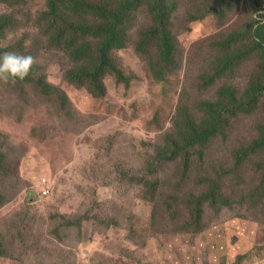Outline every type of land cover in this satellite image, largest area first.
<instances>
[{
	"label": "trees",
	"instance_id": "16d2710c",
	"mask_svg": "<svg viewBox=\"0 0 264 264\" xmlns=\"http://www.w3.org/2000/svg\"><path fill=\"white\" fill-rule=\"evenodd\" d=\"M184 6L191 21L211 15L224 19L241 6L245 10L234 27L211 35L202 44L204 56L199 72L180 90L171 128L161 127L156 141L132 139L118 143L116 136H110V141L99 144L112 157L105 170L106 182L138 189L139 195L153 204L147 227L136 220L137 214H126L132 234L140 232L133 240L142 243L148 242V232L158 229L175 233L202 231L207 207L220 210L236 203L223 188L225 180L241 203L264 198V118L257 135L249 143L234 147L222 167L212 170L206 163L212 143L230 138L238 116L250 115L259 108L264 113V0H250V4H240V0H44L37 11L28 8V0H0V56L16 52L36 59L25 79L0 81V101L5 92L29 95L33 106H43L48 115L44 131L63 132L75 130L72 127L79 123L81 113L66 90L49 79V64H59L66 82L100 98L107 93V75L118 83L131 84L133 76L124 70L118 51L134 47L146 61L151 78L165 83L180 67L179 36L173 23ZM143 14L147 16L145 21H141ZM8 33H13L11 38ZM39 45L41 50L37 51ZM250 65L254 70L243 84L240 76ZM235 74L242 84L231 81ZM8 88L12 89L5 91ZM155 122H159L158 117L151 124ZM32 133H37V127ZM10 139L11 134L0 128V207L7 200L6 189L15 185L6 149ZM166 165L175 169L171 178L165 177ZM242 166L251 167V182L242 181L240 175L238 182L232 178V172ZM115 216L107 203L95 199L69 216L56 209L50 214L57 229L73 228L78 232L87 218L100 228H108L119 223ZM13 224L22 232L16 240L20 257L32 256L33 250V256L37 255V232L32 231L35 227L26 231L17 219ZM15 250L6 253L0 242V256H12Z\"/></svg>",
	"mask_w": 264,
	"mask_h": 264
},
{
	"label": "rangeland",
	"instance_id": "374dc122",
	"mask_svg": "<svg viewBox=\"0 0 264 264\" xmlns=\"http://www.w3.org/2000/svg\"><path fill=\"white\" fill-rule=\"evenodd\" d=\"M242 2L250 4V0ZM43 4L44 0H28L32 11L40 10ZM244 10L241 6L224 19L211 15L205 20L191 21L184 6L173 23L179 36L180 67L165 83L151 78L146 61L134 47L118 51L124 70L133 76L131 84L118 83L107 75V93L100 98L66 82L60 65L49 64V79L66 90L81 113L79 123L72 127L74 131H44V125L49 123L44 107L33 106L29 95L5 92L12 88L4 91L0 128L11 134L6 149L15 172V185L6 189L7 200L0 207V242L6 253L16 250L12 256L1 255L0 264H264V198L241 203L227 180L223 188L236 203L220 210L207 207L202 231L175 233L158 229L148 232L147 243L134 241L140 232L132 234L127 212L137 214L136 220L147 227L153 204L143 199L138 189L106 182L105 170L112 157L107 149L99 147L102 140L110 141V136H116L118 143L132 139L156 141L161 127L171 128L180 90L192 83L199 72L197 68L204 56L202 44L211 35L234 27ZM146 19L143 14L141 21ZM12 35L8 33L10 38ZM36 50L40 51L41 46ZM253 70L250 65L240 76L243 84ZM233 79V83L242 84L236 74ZM261 109L238 116L230 138L226 142L218 138L212 143L206 154V163L212 170L224 165L234 147L249 143L257 135L264 118ZM155 117L159 122L151 124ZM33 127H37V133H32ZM113 157L117 158L115 152ZM172 171L175 173L174 167L166 165L165 177L171 178ZM239 175L244 182L253 179L250 166L232 172L236 182ZM90 199L107 203L119 223L100 228L92 218H87L79 232L73 228L57 229L56 221L50 218L55 209L69 216ZM15 219L26 231L35 227L32 231L37 232V255L33 256V250L32 256L20 257L16 240L22 232L15 229Z\"/></svg>",
	"mask_w": 264,
	"mask_h": 264
},
{
	"label": "clouds",
	"instance_id": "9594fccd",
	"mask_svg": "<svg viewBox=\"0 0 264 264\" xmlns=\"http://www.w3.org/2000/svg\"><path fill=\"white\" fill-rule=\"evenodd\" d=\"M36 64V59L31 54L19 55L16 52H5L0 56V81L8 83L11 78L25 79Z\"/></svg>",
	"mask_w": 264,
	"mask_h": 264
},
{
	"label": "built area",
	"instance_id": "2783aa9c",
	"mask_svg": "<svg viewBox=\"0 0 264 264\" xmlns=\"http://www.w3.org/2000/svg\"><path fill=\"white\" fill-rule=\"evenodd\" d=\"M43 182H45V179H43ZM45 192H47V190H45Z\"/></svg>",
	"mask_w": 264,
	"mask_h": 264
}]
</instances>
